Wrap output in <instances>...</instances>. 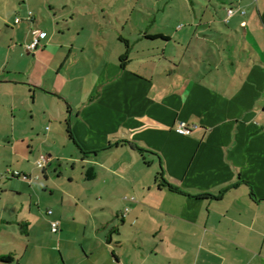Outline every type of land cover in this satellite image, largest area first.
I'll use <instances>...</instances> for the list:
<instances>
[{"label": "crops", "instance_id": "crops-1", "mask_svg": "<svg viewBox=\"0 0 264 264\" xmlns=\"http://www.w3.org/2000/svg\"><path fill=\"white\" fill-rule=\"evenodd\" d=\"M0 105V264H264V0H0Z\"/></svg>", "mask_w": 264, "mask_h": 264}, {"label": "built area", "instance_id": "built-area-1", "mask_svg": "<svg viewBox=\"0 0 264 264\" xmlns=\"http://www.w3.org/2000/svg\"><path fill=\"white\" fill-rule=\"evenodd\" d=\"M229 16H231L234 13V9H229ZM19 19L16 20V22H18ZM33 33V39L32 42L29 45V48L31 49H36L38 48L41 44H42V40L47 36V32L40 30V29H34L32 31ZM177 131L180 134H187L188 133V128L186 126V123L181 122L177 125ZM47 162V158L46 156H42L41 159L39 160V164L44 165ZM7 174H9L10 176H21V172L20 171H14V170H8ZM49 214L53 213V210H48ZM60 226V220L59 219H53L52 220V227L54 230H58Z\"/></svg>", "mask_w": 264, "mask_h": 264}, {"label": "rangeland", "instance_id": "rangeland-1", "mask_svg": "<svg viewBox=\"0 0 264 264\" xmlns=\"http://www.w3.org/2000/svg\"><path fill=\"white\" fill-rule=\"evenodd\" d=\"M133 3H136V0H133ZM241 31H242V35H243V38H245L246 36H245V33H244V31H243V29L241 28ZM245 39H247V41L251 44V45H254V43L252 42V40H251V38H249V37H246ZM249 47H250V45H249ZM254 47H257V46H254ZM256 49V48H255ZM261 51V48H259V52ZM257 52V51H256ZM175 66V65H174ZM0 106H2V105H0ZM1 109H0V116L1 117H5V116H8L9 115V113H11V110L9 109V108H7V107H0ZM34 112H35V110H33ZM25 118H27V119H29L30 120V118L32 117V113L29 111V110H24L23 111V114H22ZM47 125H49L50 126V124H47ZM46 125V126H47ZM46 126H44V128L46 127ZM2 128H4V126H1ZM0 127V128H1ZM1 130V129H0ZM1 131H0V146L1 145H10V142H8L7 140H3L2 139V136H1ZM28 150V149H27ZM1 159V158H0ZM61 163L62 164H66L67 165V168H70L72 165H71V163L70 162H68L67 161V158H61ZM66 165H65V167H66ZM7 169L8 170H10V169H12V170H14L15 169V165L14 164H12V162L9 164V168L7 167ZM3 178L4 179H7V178H13V176H10L9 174H7V172L4 174V176H3ZM80 239V238H79ZM78 239V240H79Z\"/></svg>", "mask_w": 264, "mask_h": 264}, {"label": "trees", "instance_id": "trees-1", "mask_svg": "<svg viewBox=\"0 0 264 264\" xmlns=\"http://www.w3.org/2000/svg\"><path fill=\"white\" fill-rule=\"evenodd\" d=\"M136 147H138V146H136ZM141 149V148H140ZM4 262H10V261H12L13 260V258L12 257H7V258H3L2 259Z\"/></svg>", "mask_w": 264, "mask_h": 264}]
</instances>
